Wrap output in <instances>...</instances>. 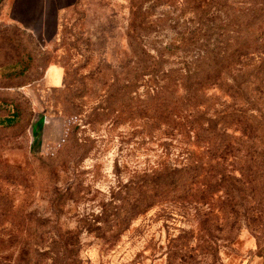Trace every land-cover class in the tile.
Masks as SVG:
<instances>
[{"label":"rangeland","instance_id":"rangeland-1","mask_svg":"<svg viewBox=\"0 0 264 264\" xmlns=\"http://www.w3.org/2000/svg\"><path fill=\"white\" fill-rule=\"evenodd\" d=\"M158 51L195 69L179 132L144 112ZM12 112L0 264H264V0H1Z\"/></svg>","mask_w":264,"mask_h":264},{"label":"trees","instance_id":"trees-1","mask_svg":"<svg viewBox=\"0 0 264 264\" xmlns=\"http://www.w3.org/2000/svg\"><path fill=\"white\" fill-rule=\"evenodd\" d=\"M165 50H167V47L164 48ZM199 55L200 52L198 51L196 60ZM151 59V72L149 75L153 95L149 97L144 112L152 117L153 124L160 126L164 124L179 132L181 129L183 97H189L186 98L187 107L193 110L196 108L193 103L196 97H190L188 94L186 96L181 94V97L179 89L185 87L190 93L191 90L196 88L195 69L191 71L192 67L190 66H187V69L184 67L170 70L164 68L165 56L163 51H158L157 55H154ZM18 122V113L12 112L5 117L0 116V127H11ZM166 178L165 169H155L154 173L146 175V180L137 187L138 196L146 198L144 202L148 203L143 211L149 209V205H151L149 201L163 195L164 192L161 190V186Z\"/></svg>","mask_w":264,"mask_h":264},{"label":"crops","instance_id":"crops-1","mask_svg":"<svg viewBox=\"0 0 264 264\" xmlns=\"http://www.w3.org/2000/svg\"><path fill=\"white\" fill-rule=\"evenodd\" d=\"M57 74H60V70H57Z\"/></svg>","mask_w":264,"mask_h":264},{"label":"water","instance_id":"water-1","mask_svg":"<svg viewBox=\"0 0 264 264\" xmlns=\"http://www.w3.org/2000/svg\"><path fill=\"white\" fill-rule=\"evenodd\" d=\"M0 2H1V0H0Z\"/></svg>","mask_w":264,"mask_h":264}]
</instances>
